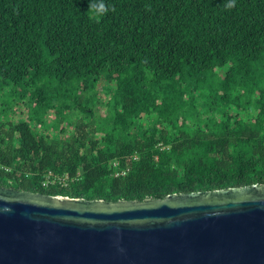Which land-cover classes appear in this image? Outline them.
Returning <instances> with one entry per match:
<instances>
[{
	"label": "trees",
	"instance_id": "16d2710c",
	"mask_svg": "<svg viewBox=\"0 0 264 264\" xmlns=\"http://www.w3.org/2000/svg\"><path fill=\"white\" fill-rule=\"evenodd\" d=\"M226 3L0 0V186L115 201L264 184V0Z\"/></svg>",
	"mask_w": 264,
	"mask_h": 264
},
{
	"label": "water",
	"instance_id": "95a60500",
	"mask_svg": "<svg viewBox=\"0 0 264 264\" xmlns=\"http://www.w3.org/2000/svg\"><path fill=\"white\" fill-rule=\"evenodd\" d=\"M0 264H264V184L115 201L0 186Z\"/></svg>",
	"mask_w": 264,
	"mask_h": 264
},
{
	"label": "clouds",
	"instance_id": "9594fccd",
	"mask_svg": "<svg viewBox=\"0 0 264 264\" xmlns=\"http://www.w3.org/2000/svg\"><path fill=\"white\" fill-rule=\"evenodd\" d=\"M236 0H227V3L225 5L226 8L231 9L235 6ZM108 9L107 8H100V7H94L92 9V12L94 15H100L102 16Z\"/></svg>",
	"mask_w": 264,
	"mask_h": 264
},
{
	"label": "rangeland",
	"instance_id": "374dc122",
	"mask_svg": "<svg viewBox=\"0 0 264 264\" xmlns=\"http://www.w3.org/2000/svg\"><path fill=\"white\" fill-rule=\"evenodd\" d=\"M215 79H216L215 77H212L211 76V77L208 78V82L209 83H214L215 82ZM49 119H50V117H49Z\"/></svg>",
	"mask_w": 264,
	"mask_h": 264
}]
</instances>
